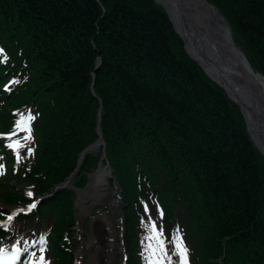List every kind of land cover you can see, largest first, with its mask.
<instances>
[{
    "label": "trees",
    "instance_id": "16d2710c",
    "mask_svg": "<svg viewBox=\"0 0 264 264\" xmlns=\"http://www.w3.org/2000/svg\"><path fill=\"white\" fill-rule=\"evenodd\" d=\"M206 1L252 69L264 75V0ZM0 50L8 101L37 108L30 169L6 172L4 203L26 202L63 180L77 153L97 137L100 106L104 152L125 211L126 264H156L146 260L144 246L137 251L133 232L144 202L164 216L167 244L186 237L204 257L196 264H264V161L237 105L186 53L152 0H0ZM3 90L0 105L7 100ZM14 115L0 116V130L15 126ZM5 155L12 157L0 149V158ZM84 156L78 172L96 160ZM11 178L26 181L28 193L6 191ZM71 199L58 187L11 222L10 229L28 233L30 263L72 262L61 232L69 235L74 222ZM149 243L159 249L160 264H178L155 239Z\"/></svg>",
    "mask_w": 264,
    "mask_h": 264
},
{
    "label": "rangeland",
    "instance_id": "374dc122",
    "mask_svg": "<svg viewBox=\"0 0 264 264\" xmlns=\"http://www.w3.org/2000/svg\"><path fill=\"white\" fill-rule=\"evenodd\" d=\"M152 1L156 4V6L160 10H162V12L164 13V16L169 21L174 33L177 35L178 38L181 39V37L175 31L173 24L171 23L170 18L167 14L166 9L161 4L157 3L155 0H152ZM228 28H229V32H230V36H231L232 33H231V29H230L229 25H228ZM231 38H232V36H231ZM232 41H233V39H232ZM182 46L184 48L183 42H182ZM20 54H21V56H23V54H24L22 49L20 50ZM95 61L96 62H95L94 69H96L99 66L100 58L96 57ZM97 62H98V64H97ZM195 62L198 64L197 61H195ZM13 63H14V61H13ZM23 65L28 70V66L26 64H23ZM14 66H15V63H14ZM20 67L23 69V71L27 72L25 70V68L22 67L21 65L18 66V69H20ZM32 70L33 69L31 68L30 73H32ZM25 75H27V74H25ZM91 76H93V74H91ZM0 86H1L0 89H2V90L4 87V90H3L5 92L4 97L7 98L5 104L0 105V116H3L6 119L7 113L15 114L14 116H12L13 123L17 119L16 120L17 122H16L14 127H13V124L10 125V127L12 128V129L10 128L11 130L10 129L0 130V149H6L12 155V157H9V158L6 155L2 156V158H0V228H1V227H7L10 224V220L8 219V217L13 216L11 214V211H10L11 209L14 210L13 208H16V209L22 210L25 207V205L27 204L26 202H28V201H26L23 203L12 204V205L6 204L3 202L2 198H1V196H2L1 190L3 189L2 184L5 182L4 177H5L6 172L8 170L11 169V171L13 172V171H17L15 168L25 169V170L30 169L29 163L32 160V156H31L29 150L35 146V143L33 142L34 132H33V129L31 130V122H32V120H34V122H36L34 119L35 113L33 111H35L37 108L35 107V102L29 101L24 107H21L20 109H18L15 106V103L13 101H8V99L10 100V93H11V92H9L11 90V88L8 86V82L6 80L1 81ZM5 86H8V88L6 89ZM20 86L23 87L22 85H20ZM49 88L53 89L52 87H50V84H48V86H47L48 90H49ZM90 89H92V82L90 84ZM226 96L228 97L227 93H226ZM230 100L235 103V100H233V99H230ZM237 107H238V105H237ZM238 109H239V107H238ZM97 110H98V114L97 113L96 114L98 117L100 106L97 108ZM239 111H240V109H239ZM240 113H241V111H240ZM3 117L0 118V122L2 121L1 119H3ZM242 117H243V115H242ZM243 120H244V118H243ZM21 122H23V126L18 127V125L21 124ZM244 123H245V121H244ZM246 124L247 123H245V129H246ZM97 126H98L99 131H100V132L98 131V134H97ZM246 131H247V129H246ZM95 132H96L97 137L94 140H92L88 145H86L84 147V148H86L90 145L88 147V151L86 153L90 154L92 157H96V160L93 161L92 164L89 166V170L87 172H84V173L81 171L80 172L77 171L79 166L80 167L82 166V162L84 161V158H85V156H82L79 159V156L84 149L83 148L82 150H80L77 153L78 157L75 160V165L69 171V173L63 178V180H61L59 183L49 187V190H46V192L43 191V194L42 193H36L35 195L32 194V196H33V198H36L38 196H43L44 194H47L49 191L54 192L59 184H62L66 178H69V176L73 175L71 181L67 184H64L63 187H65L71 193V197H72L71 208H74V210H76L74 222L71 225V227H69V229H70L69 235L65 234V230L62 229V231H61L62 235H63V239H64L63 245L66 244L65 246L69 247L70 251H72V254H73V256H72L73 259H72V262L70 264H87V259H88L91 251L84 245V243L86 244V240L88 239L87 237L90 233V226H91V222H92V217L95 214H97L98 211H104L106 213V215L112 221V225H113L112 229L114 230L113 241L111 240V243L112 242L114 243V246H113L114 256L112 259V264H124V258L123 257L126 255L127 251H125L126 247L124 248L125 243L122 242V239H124L123 238V228H124V220H125V211L123 208V202L121 200V194H120L121 189L119 188V185L117 183V179L113 173L111 166H109V164H108V167H107V165L105 163V161H107V157H106V154L104 152L105 141L102 137V133H101V130L99 127V120H97V122H96ZM15 134L19 135V137L16 138ZM21 135L23 136V139H21ZM250 139H251L254 147L257 149L258 153L261 155L262 160L264 161L263 155L261 154V152L259 151V149L256 147V145L254 143L255 141H253L252 138H250ZM16 145H18V147H14ZM7 159H8V161H7ZM99 167L106 168L109 171L108 172L109 176H108L107 181H106L107 187L104 188L105 192H106L105 196H102L103 199L98 201L100 203L97 202L96 204L91 203V204H79V205H77L76 204V200L78 199L77 192L84 190L87 187V185H89V183H88L89 177L92 174L96 173L99 170ZM76 172H78V173H76ZM22 182H18L14 178H11L7 181V183L10 185V187L7 188V190L6 189L5 190L12 192V191H14L15 188H17L20 190L27 191L26 186H25L26 181L23 183ZM29 185H31V184H29ZM114 201L116 202L115 205L112 204V203H114ZM156 206H158V205L156 204ZM97 208L99 210H97ZM144 215L146 216L145 225H143ZM153 225L155 226V230H156L157 235L160 236L162 239L164 253L168 257L172 258L173 260L176 259L177 263L180 264V256H179L178 249L176 248L177 242L167 244L171 238V234L169 233V231L166 227V224L164 222V216L163 215L159 216L156 214V212L151 211L150 205L146 202L143 203V207L141 209V217L136 219V225L134 226V229H133L136 241H139V246L137 247V251L142 246H144L145 252L147 254V259L146 258H144V259H146L148 261H153L156 264L158 262V264H160L159 257H157V253L159 252V249L154 244H151V243H149V245L151 244V246H152L151 248H149V246L148 247L146 246L147 241L148 240L150 241V239H148V238L152 234V226ZM47 227H48V225H47ZM4 230L6 231V233H4L3 235L0 234V246L4 245V244H11L14 246L18 245L20 247L19 255H18L17 259L15 260L16 264H42V262H39L40 261L39 258L34 260V261L31 260V263L28 260L27 257L30 256V253L28 252L29 245L26 241V238H28L27 235L19 233L16 229L12 230V229H10V227H9V230L8 229H4ZM121 233H122V235H121ZM186 233H188V231H185V235H186ZM143 237L145 238V240H143ZM63 239L61 240V242L63 241ZM80 241L82 242L81 245H80ZM181 243H182L183 247L187 249V264H196L199 259L201 260L204 258V257L200 258V255L196 254L194 252L191 243L189 242V240L186 237H184L182 239ZM39 245L40 246L38 247V249L41 250V252H42L43 245L42 244H39ZM60 245H62V243H60ZM77 246H80V248L83 250L81 253H78V254L75 253V249L77 248ZM141 259L143 260V258H141V257L138 258L140 263H141ZM218 259L219 258H217L216 261ZM220 259H223V256H221Z\"/></svg>",
    "mask_w": 264,
    "mask_h": 264
},
{
    "label": "bare ground",
    "instance_id": "6f19581e",
    "mask_svg": "<svg viewBox=\"0 0 264 264\" xmlns=\"http://www.w3.org/2000/svg\"><path fill=\"white\" fill-rule=\"evenodd\" d=\"M155 1L166 9L170 21L173 24L175 31L181 37L188 55L198 62V65L201 67L203 72L207 74V76H209L214 82L223 88L230 99H233L239 103L246 117V126L248 128V132L252 135L253 140L257 144L264 158V123L261 122V125L259 126L256 121L252 119V115L249 113L250 102L248 96L243 87L237 81L239 77L238 74L240 73L233 67L235 64V61L232 60L233 56L229 52L227 55H224L216 43V40L218 39H228L227 27L225 24L219 20V17L212 7L207 4H202L201 2L193 0L186 1L187 10L184 24L179 16L175 0ZM204 12L209 15V17L205 16ZM200 17L206 27L205 36L203 35L201 37L196 31L197 26L195 25L196 20H198ZM212 29L216 30L217 33L213 38L215 44L211 42L209 38L211 32L214 35ZM220 55L223 58L220 59ZM223 62L227 63L224 64ZM258 82L260 84V88L264 90V81ZM108 172L109 171L106 168L99 167V170L89 177V185H87L84 190L77 192V205L91 203L96 204L98 201L103 199L102 196H105L106 193L104 188L107 187L106 181L108 178ZM72 176L73 175H71V177L65 181L66 184L71 181ZM26 192L28 193V190ZM52 193L53 192L51 191L47 196L51 195ZM40 199L41 198H31L27 200L29 203H31V207L27 210L24 208V210L16 212V209H11L10 211L12 215H15L12 216L10 221H13V219L19 214L28 215L37 206V203ZM112 204L115 205L116 202L114 201ZM33 205L35 206L33 207ZM97 210L99 209L97 208ZM112 226L111 219L104 211H98L97 214L92 217L90 233L87 237L88 239L86 240V244L84 243V245L91 251L87 259V264H112V259L114 256V243H111V240L113 241L114 237V230L112 229ZM22 234L28 236L26 231H23ZM26 241L29 245V237L26 238ZM81 243L82 242L80 241V245ZM17 246L4 244L0 246V249H5L8 247L11 248L12 251H15V248L18 249ZM13 247L15 248L13 249ZM82 251L83 250L80 248V246H77L75 249V253L77 254L81 253Z\"/></svg>",
    "mask_w": 264,
    "mask_h": 264
},
{
    "label": "water",
    "instance_id": "95a60500",
    "mask_svg": "<svg viewBox=\"0 0 264 264\" xmlns=\"http://www.w3.org/2000/svg\"><path fill=\"white\" fill-rule=\"evenodd\" d=\"M187 0H175L176 5H177V10L179 13V16L181 18V21L185 24V17H186V10H187ZM193 1H197V2H201L202 4H207L210 7H212L214 9V11L216 12L217 16L219 17V20L225 24V26L227 27V32H228V36H227V40L224 39H218L216 40V43L218 44V46L220 47L222 53L224 55H227V53H231L233 56V59L235 61L234 64V68L240 73L238 74V79L237 81L239 82V84L243 87V89L245 90L249 102H250V115H252V119L254 121H256V123L260 126L261 122L264 123V90H262L260 88V84L258 81H264V75L253 71V69L251 68V66L249 65L248 61L246 60L244 54L242 53V51L234 44V42L232 41V38L230 36V32H229V28H228V24L227 22L224 20V18L221 16V14L216 10V8L211 5L210 3L206 2L205 0H193ZM205 16H208L205 12H204ZM196 27V31L199 33V36H205L206 33V27L202 22L201 17L196 20L195 22ZM214 32V35L212 34L211 30V35H210V41L214 42V37L216 36V30L212 29ZM185 48V47H184ZM223 58L220 55V59ZM224 64H226L227 62H223ZM98 64V62H97ZM96 64V65H97ZM235 103L238 105L244 121L246 123V117L245 114L243 113V110L241 109L239 103L237 101H235ZM97 120H99V116L97 117ZM247 127V126H246ZM248 130V128H247ZM99 128L97 126V134H98ZM100 132V131H99ZM252 136V135H251ZM90 146V145H89ZM88 146V147H89ZM88 147L84 148L82 153L79 156V159L88 151ZM109 176V174H108ZM71 177V176H69ZM67 179V178H66ZM66 179L64 180V182L62 184H59V186H63L66 181Z\"/></svg>",
    "mask_w": 264,
    "mask_h": 264
},
{
    "label": "snow or ice",
    "instance_id": "6c2138e0",
    "mask_svg": "<svg viewBox=\"0 0 264 264\" xmlns=\"http://www.w3.org/2000/svg\"><path fill=\"white\" fill-rule=\"evenodd\" d=\"M0 51H2V50H0ZM0 62H2V61H0ZM22 126H23V122H21V124L18 125V127H22ZM14 147H18V145L14 146ZM34 206L35 205H33V207ZM8 219L11 220L12 217L9 216ZM148 239H150V240L155 239L160 246V250L163 251V243H162V241L159 240V236L156 233L154 225L152 226V236H150ZM151 247L152 246L150 244L149 248H151ZM176 248L178 249L179 256H180V264H187V249L183 247L182 243H177ZM18 255H19V253L17 251H13L12 256L10 258H5L4 249H0V260H3L4 264H14ZM157 264H158V262H157Z\"/></svg>",
    "mask_w": 264,
    "mask_h": 264
}]
</instances>
